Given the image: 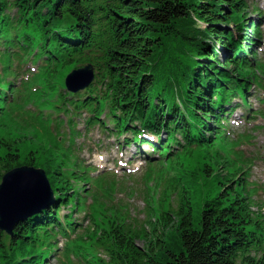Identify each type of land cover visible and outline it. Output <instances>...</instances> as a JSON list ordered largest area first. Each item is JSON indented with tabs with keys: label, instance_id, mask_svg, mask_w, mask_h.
<instances>
[{
	"label": "trees",
	"instance_id": "obj_1",
	"mask_svg": "<svg viewBox=\"0 0 264 264\" xmlns=\"http://www.w3.org/2000/svg\"><path fill=\"white\" fill-rule=\"evenodd\" d=\"M262 18L254 0H0V58H10L0 68V109L4 85H14L4 81L10 72L20 77L16 81L34 77L25 68L35 60L43 62L41 73L91 65L93 81L87 88L57 93L55 112L71 124L69 135L80 136L73 116L85 114L87 132L98 127L117 140L123 137L119 148L135 145L130 155L142 154L149 164L168 162L186 175L181 159L195 151L215 159L207 158L211 163L204 162L199 171L190 170L192 178L184 182L171 179L168 189L178 196L177 205L169 212L157 209L151 215L155 219L148 220L149 232L112 218L101 227L93 218L91 239L82 226L87 217L78 216L85 203L77 184L89 185L93 169L82 170L85 165L77 157L79 163L68 168L64 153H25L19 139H0V182L16 167L40 168L54 195L49 207L19 223L12 236L0 231V264H51L49 259L264 264V215L254 212L239 179L210 187L215 192L202 201L195 219L189 197L190 182L199 186L195 174L216 178L211 167L224 162L212 155L214 144L224 136L239 100H246L251 86L260 87L253 81ZM22 56L29 58L27 64L19 61ZM3 68H9L7 73ZM17 89L10 91L12 97ZM63 208L68 212L62 214ZM172 228L177 240L170 247L165 233ZM58 238L63 239L60 246ZM87 239L94 243L90 252L82 246ZM140 240L146 243L140 246Z\"/></svg>",
	"mask_w": 264,
	"mask_h": 264
},
{
	"label": "rangeland",
	"instance_id": "obj_2",
	"mask_svg": "<svg viewBox=\"0 0 264 264\" xmlns=\"http://www.w3.org/2000/svg\"><path fill=\"white\" fill-rule=\"evenodd\" d=\"M254 3L263 13L259 25L263 39L257 50V76L253 81V84L260 87L251 86L246 100H239V109L226 121L224 136L214 144L212 155H217L224 162L220 167L214 164L211 167L212 175L216 178L208 181L198 173L194 175V180L199 186L190 182L189 197L194 219L202 201L210 199L209 196L215 192L210 187L218 182L238 179L240 182H237L245 185L252 198L254 212L264 215V88L261 87L264 85V0H254ZM26 60L27 64L29 58L22 56L19 61L23 63ZM12 61L16 63L14 59ZM8 63L10 58H0V68ZM40 63L35 60L25 68L26 72L29 68L30 75L34 77L23 75V79L16 81L20 77L10 72L4 80L14 85H4L2 90L6 92V100L5 106L0 109V139L6 142L19 139V147L25 153L30 149L44 154L64 153L61 156L68 158V168L74 167V161H80L85 165L81 167L82 170L93 169L89 174L91 181L86 183L89 185L77 184L82 202L85 203L82 215L78 216L87 217L85 221L82 219V226H85L88 238H95L93 218L97 226L106 227V220L112 218L111 222L135 226L149 232L148 220L155 219L151 215L157 209L159 212H169L170 208L177 205L178 196L168 189L170 182H174L171 179L177 182L178 177H182L183 182L186 181L191 176L190 170L199 171L204 162L211 163L208 159L215 160L214 157L197 150L191 158L181 159L184 168L188 170L186 175L183 174V169L172 168L168 162L161 165L149 164L142 154L130 155L135 152V145H123L119 148L123 137L119 141L101 132L98 127L87 132L85 114L81 118L73 116V125L80 131V136L69 135L72 126L61 119L62 113L55 112L54 104L58 91L65 89L66 76L74 68L70 66L59 68L57 72L41 73L39 68L41 71L43 62ZM8 70L9 68H3L1 71L7 73ZM1 82L2 78L0 84ZM14 87L19 89L16 90L15 97H12L14 93L10 94V91ZM234 174H238L237 178H233ZM66 212L68 209L63 208L61 213ZM172 229L165 233L170 247L177 240L176 231ZM57 241L60 246L63 239L58 238ZM138 243L141 246L146 242L140 240ZM82 246L90 252L94 243L87 239ZM49 261L51 264H74L72 259L61 263L53 259Z\"/></svg>",
	"mask_w": 264,
	"mask_h": 264
},
{
	"label": "water",
	"instance_id": "obj_3",
	"mask_svg": "<svg viewBox=\"0 0 264 264\" xmlns=\"http://www.w3.org/2000/svg\"><path fill=\"white\" fill-rule=\"evenodd\" d=\"M92 81L91 65L75 68L65 78V89L83 90ZM53 200V190L43 169L31 166L11 169L0 182V231L12 236L19 223L49 207Z\"/></svg>",
	"mask_w": 264,
	"mask_h": 264
},
{
	"label": "bare ground",
	"instance_id": "obj_4",
	"mask_svg": "<svg viewBox=\"0 0 264 264\" xmlns=\"http://www.w3.org/2000/svg\"><path fill=\"white\" fill-rule=\"evenodd\" d=\"M242 5V4H241ZM246 16V15H245ZM239 26H240V24H239ZM238 28V27H237ZM241 30V29H240ZM192 52V51H191ZM185 57V56H184ZM183 58V57H182ZM171 60V59H170ZM186 63H187V61H186ZM199 77V76H198Z\"/></svg>",
	"mask_w": 264,
	"mask_h": 264
}]
</instances>
